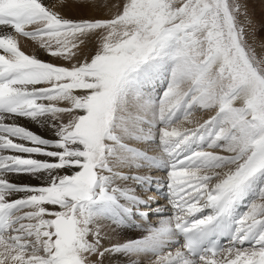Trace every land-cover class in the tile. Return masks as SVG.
<instances>
[{
  "label": "snow or ice",
  "instance_id": "6c2138e0",
  "mask_svg": "<svg viewBox=\"0 0 264 264\" xmlns=\"http://www.w3.org/2000/svg\"><path fill=\"white\" fill-rule=\"evenodd\" d=\"M69 3L81 13L100 7L0 0V264H105L113 255L129 264H264V203L235 212L249 195L264 201V60L244 38L241 5L123 0L98 17L62 14ZM21 37L49 59L22 50ZM158 84L162 96L146 98L145 86ZM134 109L151 112L147 132ZM197 109L215 115L179 129ZM133 136L158 137L161 154L130 147ZM139 160L166 173L156 188L171 215L161 208L142 238L105 246L101 220L119 224L148 204L116 184L129 178L116 166ZM22 175L38 183L11 179ZM131 178L153 186L151 176Z\"/></svg>",
  "mask_w": 264,
  "mask_h": 264
},
{
  "label": "rangeland",
  "instance_id": "374dc122",
  "mask_svg": "<svg viewBox=\"0 0 264 264\" xmlns=\"http://www.w3.org/2000/svg\"><path fill=\"white\" fill-rule=\"evenodd\" d=\"M122 2H123V0H99L100 7L96 8V9L89 10V11L83 12V13L71 10L72 12H70V13H62V14L66 15V16H79V15H90V16H98V17L110 16L111 14H114L118 10V6L120 4H122ZM235 2L237 4L241 5L240 13L238 15V22H239L240 26L244 28V38H245L246 42L248 43L249 47L253 50V53L256 56V58L258 60H264V0H235ZM21 39H28V38H22L21 37ZM21 39H20V43L23 44V42H22L23 40H21ZM29 43L31 45V44H34L35 42L30 41ZM25 46H26V44H25ZM25 46L21 45L22 50H24L28 54H32L34 51L36 52L39 49L38 46L34 47V49H32L30 46H27V48ZM91 47H92V45L89 44V48H91ZM36 54L39 55L38 52H36ZM43 59L48 60L49 57L44 53ZM157 87H160V88L157 89ZM165 89H166V85L158 84L155 88V91L153 90L152 86L151 87L145 86L144 92L146 93V98L148 96H153L158 100L159 97L162 96V92ZM150 91H152V93ZM136 110L135 109L133 110V115L135 117L142 118L143 123L140 124V127L143 128L145 130V132H147L148 128H149L147 121L150 120L149 115H147L146 113H141L142 110H140V109L137 110L138 112ZM147 112L150 113V111H147ZM213 115H215L214 109H197V110L193 111V113L189 119H191V118L195 119V120L198 119V123H203L205 120L210 119L211 116H213ZM182 119H183V116H181V119L179 121H177L178 127H179V124H182L183 121H185V120L182 121ZM198 123L193 122V124L191 123L192 125L188 126V128H195ZM126 143L130 147L136 148V149L142 151L143 153H146V152H149L152 150L150 152V154L156 155V157H158L161 154V148L159 146L158 137L156 140L153 141V140H137V139H135V136H133V137L127 139ZM143 162L146 164H143ZM153 167H156V166L151 165L148 161H145V160H139L137 162V164L132 165V166H128V167H127V165H120V166L117 165L116 168H119V170L117 172L121 173L122 175H126L129 178L126 180L125 179L117 180L116 184H117V186H120V187H128V188L132 189L136 196H138L141 199L146 200L148 202L151 201L150 202L151 205H154L153 201L156 200L157 197L156 196H152V197L148 196V198H147V195H148L147 189L145 190V189L141 188L140 183H138L136 180L131 178L135 175H139V176H151L153 178H157V179L162 178L163 179L162 175H163L164 171L161 169H155ZM145 185H147V184H145ZM152 193H150V194H152ZM149 198H151V199H149ZM254 200L257 203L262 202V200H260L258 196H254ZM163 203H164L163 205H165L164 208H167V205L168 206L170 205L166 202H163ZM159 204L162 205V203H159ZM147 206H150V204L148 203ZM27 210L28 209H25V211H27ZM165 211H167V210H165ZM141 212H142V210H141ZM165 213L166 214L164 216L170 215V212H165ZM143 217H145V216H143ZM160 218H161V215H154L153 216L152 220L155 222L153 226H158L159 222L156 223V221H159ZM138 220L140 222H142L143 224H146L144 221L140 220V218ZM100 225L103 228L104 232L107 233V235L112 234V237L114 236L113 238H115V241H116L115 243H118V242L122 243L128 239L142 238L144 235L147 234L146 229L148 227H150V226H146L145 229H143L141 232H138V230H134L133 228L127 229V228H125V226L121 227L123 225L117 224L114 221L108 220V219L101 220ZM107 257L111 258V256H107ZM116 257L119 259V262L117 264H129V258H127L123 255H116ZM110 261H112V260H110ZM123 261H125V262H123Z\"/></svg>",
  "mask_w": 264,
  "mask_h": 264
},
{
  "label": "bare ground",
  "instance_id": "6f19581e",
  "mask_svg": "<svg viewBox=\"0 0 264 264\" xmlns=\"http://www.w3.org/2000/svg\"><path fill=\"white\" fill-rule=\"evenodd\" d=\"M58 10H60L61 11V13H70V12H72L71 10H73V11H77V10H75L73 7H72V5H71V3H69V5H68V7H65V8H61V9H58ZM21 39V38H20ZM21 40H23L22 42H23V44H21V45H24L25 46V44H26V48H27V46H30L32 49H34V47H36V46H38V45H35V43L34 44H31L30 45V39H21ZM25 43V44H24ZM25 48V49H26ZM31 50V49H30ZM36 52H38V56L40 57V58H42L43 59V55H44V52L41 50V49H38ZM40 52V53H39ZM160 87H157V89H159ZM136 110V109H135ZM138 110V109H137ZM136 110V111H137ZM141 110V109H140ZM138 112V111H137ZM141 113H146L147 115H149V119H151L152 118V114H151V112L149 113V112H145V111H141ZM192 119V118H191ZM190 119V120H191ZM184 119H182V121H183ZM193 120V122L194 123H198V119L197 120H195V119H192ZM191 120V121H192ZM196 122H195V121ZM193 122H192V124H193ZM19 123L21 124V125H23V126H27V127H29L30 129H32L33 131H35V132H37L38 134H41V135H44L45 137H48V136H50L51 135V132L46 128V127H43V126H37L34 122H30V121H28V120H20L19 121ZM181 123V122H180ZM191 123H189L188 121H183V123L182 124H179V129H183V128H188V126H190V125H192ZM177 126H178V124H177ZM138 146V145H137ZM120 166V165H119ZM128 167V166H127ZM136 168V167H135ZM129 169V168H128ZM115 170L116 171H118L119 170V168H115ZM124 170V169H123ZM136 170V169H135ZM122 171V170H121ZM125 171V170H124ZM139 171V170H138ZM139 173V172H138ZM11 179L13 180V181H15V182H18V183H28V184H37L38 183V181L36 180V179H34V178H32V177H30V176H27V175H22V176H13V177H11ZM162 179V178H161ZM150 192V191H149ZM150 193H152V192H150ZM150 193H148V196L149 197H152V196H156V192H153L152 194H150ZM161 193V192H160ZM157 197V196H156ZM157 200V199H156ZM156 200H154L153 201V203L155 204V201ZM151 202V201H150ZM150 202H148L149 204H150V206H142V207H140L139 209V211L141 212V210H142V212H145V213H147V211L148 210H151L152 209V207L154 206V205H151V203ZM260 203H264V201H262V202H260ZM133 208H135V209H137L136 207H133ZM137 218L139 219L140 218V220H142V221H144V218H147L148 219V216L146 215L145 217H143V216H141V215H139V217H138V215H137ZM145 223L147 222V221H144ZM105 223V222H104ZM105 227V226H104ZM107 230V229H106ZM108 231V230H107ZM110 232V231H109ZM114 237V236H113ZM112 237V234H109V235H107V238L105 239V241H104V243H105V246H109L110 245V243H115L116 241H115V238H113ZM119 241V240H118ZM217 260L218 259H220V257L218 256L217 258H216ZM110 260H112V261H110ZM104 261H105V264H117L118 262H119V259L116 257V255H114V256H111V258L110 257H105L104 258ZM123 262H125V261H123Z\"/></svg>",
  "mask_w": 264,
  "mask_h": 264
}]
</instances>
